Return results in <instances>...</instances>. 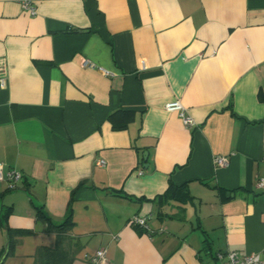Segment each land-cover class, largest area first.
<instances>
[{
    "label": "crops",
    "instance_id": "0c3cea01",
    "mask_svg": "<svg viewBox=\"0 0 264 264\" xmlns=\"http://www.w3.org/2000/svg\"><path fill=\"white\" fill-rule=\"evenodd\" d=\"M23 1L0 0V163L22 174L0 183V264L39 247L56 264H264V0ZM116 110L133 121L114 129Z\"/></svg>",
    "mask_w": 264,
    "mask_h": 264
},
{
    "label": "built area",
    "instance_id": "2783aa9c",
    "mask_svg": "<svg viewBox=\"0 0 264 264\" xmlns=\"http://www.w3.org/2000/svg\"><path fill=\"white\" fill-rule=\"evenodd\" d=\"M22 7L30 12V14H35V8L31 5L30 1L24 0L22 2ZM165 109L170 112H177L179 118L181 119L183 125L187 128H192L195 125V121L188 114L187 109L179 102L173 101L165 104ZM104 163L103 160L98 162L99 165ZM213 164L216 167H223L228 164V158L226 156L217 155L213 158ZM22 178L20 171L10 168L4 171L2 164L0 163V183L5 182L8 189H14L17 182ZM258 187H264V179H259L257 181ZM131 224L138 226L140 228H147L145 225V219L140 216H134L130 220ZM86 258L92 263L105 264L107 261L106 250L100 249L94 252V254L86 255ZM208 264H262L260 256L256 253L248 255H239L234 251H219L216 253L214 262Z\"/></svg>",
    "mask_w": 264,
    "mask_h": 264
},
{
    "label": "trees",
    "instance_id": "16d2710c",
    "mask_svg": "<svg viewBox=\"0 0 264 264\" xmlns=\"http://www.w3.org/2000/svg\"><path fill=\"white\" fill-rule=\"evenodd\" d=\"M133 113L130 111H122V110H116L112 113H110L107 117V120L112 124L114 129H122L128 125L131 121H133ZM182 191H184L183 187H175L171 185L166 193V197H178L179 192L182 194ZM72 223L68 222L67 220L63 222L61 225L52 227L53 230L60 234L71 226ZM12 242L10 241L9 245V251L11 250ZM8 251V252H9ZM62 254L58 249H49L46 247H39L36 251V258L38 264H56L58 262L59 257H61Z\"/></svg>",
    "mask_w": 264,
    "mask_h": 264
},
{
    "label": "water",
    "instance_id": "95a60500",
    "mask_svg": "<svg viewBox=\"0 0 264 264\" xmlns=\"http://www.w3.org/2000/svg\"><path fill=\"white\" fill-rule=\"evenodd\" d=\"M9 245H10V240H9V238H7V242H6V244H5L3 254H2L1 257H0V263L5 259V257H6L7 254H8V251H9Z\"/></svg>",
    "mask_w": 264,
    "mask_h": 264
}]
</instances>
